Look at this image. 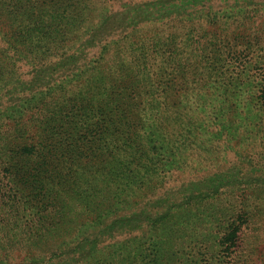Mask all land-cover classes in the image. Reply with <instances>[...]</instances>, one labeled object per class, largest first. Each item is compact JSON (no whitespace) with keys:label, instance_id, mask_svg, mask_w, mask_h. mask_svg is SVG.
<instances>
[{"label":"trees","instance_id":"1","mask_svg":"<svg viewBox=\"0 0 264 264\" xmlns=\"http://www.w3.org/2000/svg\"><path fill=\"white\" fill-rule=\"evenodd\" d=\"M212 1L0 0V264H264V225L220 207L264 203L263 166L170 180L264 105V56L236 52L264 7L233 43Z\"/></svg>","mask_w":264,"mask_h":264},{"label":"rangeland","instance_id":"2","mask_svg":"<svg viewBox=\"0 0 264 264\" xmlns=\"http://www.w3.org/2000/svg\"><path fill=\"white\" fill-rule=\"evenodd\" d=\"M215 6L222 5L220 7H230L225 10L228 11L227 15H230L232 17V21L229 23L231 27L228 29V34L229 36L227 38H224L226 41H231L234 43V34H235V29L237 28V25L242 23L238 22V20L235 19L236 17H241V15L244 13V9H253L255 7H264V0H213ZM226 3H229L228 5ZM234 7H243L242 10L240 9H235ZM223 10V13H225ZM222 13V14H223ZM224 15V14H223ZM259 19L260 23H262L258 28L252 29L249 25L245 24V27H241L240 30H236L237 32L240 33H245L243 36L242 41L244 42V45H239L236 48V52H238V55L240 57H245L246 59H253L255 60L259 56H264V50L263 51H258L256 53L251 52L248 49L249 43L255 44V40L259 39V37H262L264 39V33L261 32L259 33L257 30L259 29H264V17L260 16L257 18ZM236 23V24H234ZM256 29V30H255ZM215 30V29H213ZM220 37V36H218ZM223 38V37H221ZM231 59V57H229ZM236 66L234 64L228 66L227 68H230V70L235 69ZM226 68V69H227ZM241 69H235V71H240ZM248 94H245L244 97H247ZM246 99V98H245ZM247 109H249L248 117L249 115L251 116V119L254 118L256 119V128H254L253 134L252 133L248 134L244 131H241L243 134H241L239 138V143L243 142L242 145L238 144L237 146H233L231 144L230 147H227L221 143L216 145L215 149V156L217 157V161L215 165H210L209 161L204 157H200L203 154H198L192 156V162L195 163L196 167L198 168V171L200 173L195 174H179L175 173L170 177L171 184L172 185H177V183L181 184L183 181H192L198 179L197 177H200L201 175H209L211 173L217 172L220 169L227 170L228 168L232 166H238L237 164L241 163L239 158L242 159V163L244 162H254L258 163L259 166H263L264 168V139L262 136H264V133H258V129L261 128L258 124L260 123L261 120H264V105L260 101L254 104L252 107V104L247 105ZM246 109V111H247ZM254 127V125H252ZM259 136V137H256ZM256 137V138H255ZM262 137V141L260 139ZM255 139H258L256 142ZM262 143V144H260ZM241 149L244 150V152L241 151ZM259 171V170H258ZM232 205H235L232 206ZM224 208H230L231 210H238L241 211L243 210L244 212L249 213L252 217H254L256 220H259L260 223L264 225V203L262 202H253V201H248L247 203H240V204H233V202L230 201V199L226 201L220 202V207ZM13 212L10 210V208H5L3 206L0 207V216H3L4 218L8 219L10 222L14 221L13 218ZM245 233L250 232V227L249 225L244 226L243 228ZM264 230V228H263ZM264 232V231H263Z\"/></svg>","mask_w":264,"mask_h":264}]
</instances>
